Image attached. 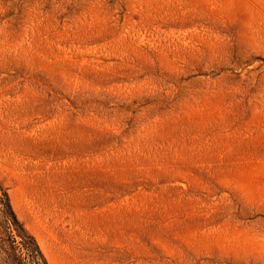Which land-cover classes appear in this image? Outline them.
I'll return each instance as SVG.
<instances>
[{"label": "rangeland", "instance_id": "1", "mask_svg": "<svg viewBox=\"0 0 264 264\" xmlns=\"http://www.w3.org/2000/svg\"><path fill=\"white\" fill-rule=\"evenodd\" d=\"M0 264H264V0H0Z\"/></svg>", "mask_w": 264, "mask_h": 264}, {"label": "trees", "instance_id": "2", "mask_svg": "<svg viewBox=\"0 0 264 264\" xmlns=\"http://www.w3.org/2000/svg\"><path fill=\"white\" fill-rule=\"evenodd\" d=\"M7 210H8V213H9V216H10V220H11V222L13 223V225H17L18 223H17V221H16V219H15V217H14V214L12 213V211H11V209H10V207L9 206H7ZM18 226V225H17ZM19 227V226H18Z\"/></svg>", "mask_w": 264, "mask_h": 264}]
</instances>
